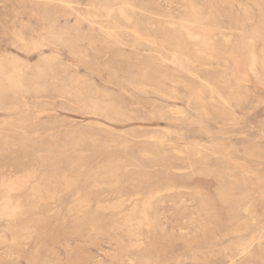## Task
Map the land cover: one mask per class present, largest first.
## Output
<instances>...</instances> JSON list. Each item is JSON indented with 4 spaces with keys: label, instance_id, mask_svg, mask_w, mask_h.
<instances>
[{
    "label": "rangeland",
    "instance_id": "1",
    "mask_svg": "<svg viewBox=\"0 0 264 264\" xmlns=\"http://www.w3.org/2000/svg\"><path fill=\"white\" fill-rule=\"evenodd\" d=\"M188 2L0 0V178L122 168L90 191L94 221L74 217L83 180L29 237L0 227V264H264V0ZM135 193L128 211L151 200L153 218L131 245L113 210Z\"/></svg>",
    "mask_w": 264,
    "mask_h": 264
},
{
    "label": "bare ground",
    "instance_id": "2",
    "mask_svg": "<svg viewBox=\"0 0 264 264\" xmlns=\"http://www.w3.org/2000/svg\"><path fill=\"white\" fill-rule=\"evenodd\" d=\"M187 2H188V0H187ZM49 5H51V4H49ZM196 8H199V6H195L193 8L195 10V16L196 17H200L199 15H201V14L198 11H196L197 10ZM242 10H243V8H242ZM120 14L124 18L125 21H129L128 15H126L124 12H122V10L120 11ZM175 14H176V11H175ZM171 18H173V17H171ZM165 23L168 24V26H169L168 29H169L173 25L174 22L169 23V22L166 21ZM193 23H195L194 20L188 19V20L184 21V24L182 25V27L184 28L183 31L185 32L186 38H188V40L191 41V42H196V41H192V40L196 39L198 41L199 40L198 38H199L200 34L198 33V28L193 26ZM129 24H127V25H129ZM157 26L159 27V25H157ZM165 26H166V24H165ZM171 29L174 30V27H171ZM126 31H128V30H126ZM214 37H213V39H214ZM139 39H140V37H139ZM226 42H228V41H226ZM224 49H226V48H224ZM262 52L264 53V50ZM99 53L101 54V52H99ZM250 57H251V59H250L251 65L250 66L253 68L254 66H256V62H257L256 55L254 53H252V55H250ZM53 71L54 70L52 69V67L50 65H46V67H42L41 69H39L37 74L35 73V74L31 75L30 76L31 91L35 92L36 94L44 92L46 90V88L44 87L43 83H45L46 80H48V78H50V76H52ZM252 72H250V73L252 74ZM254 73L255 72H253V75H254ZM173 92H175V91H173ZM103 96H104V94H103ZM110 107H112V105ZM113 108H115V107H113ZM104 110H106V109H104ZM119 110H121V109H119ZM91 142H93V141H91ZM197 157H199V156H197ZM257 159H258V157H257ZM0 168H2V166ZM19 169H21V170H19ZM124 169H125V167H124ZM12 170L14 172H16V173H19L20 175L19 176L6 177V178H4V177L0 178V221L3 222V224L0 227L3 228V231H6L9 234L10 238L13 241L17 242V241H19L20 239H22L25 236L29 237V235H31L32 232L34 231L35 226L37 225V223H39V224L46 223L50 212L53 211V205L59 199L60 192L65 191V190H72V189L76 188L83 180L85 181V183L83 185L85 186L84 189H86V190H85V193H82V194L78 190V195L79 196L77 198H80V199L79 200L77 199L78 201L76 202L75 206L72 205V207L74 206V213H75L74 217H75L76 220H83V219L91 220V221L96 220L99 216H87L86 215V213L88 212L89 208L91 207V199H90L91 198V193H90V191L92 189L98 188V187H99V189L101 187H106L108 189L113 188L114 186L116 187L117 178L119 177V174L122 171V168H120L119 165H117L116 162L113 161L110 164L108 163L106 166L98 167L96 170H90V171H92V177L91 178H90V175L87 174V172H86V166L85 165H83V166H81V167H79L77 169L76 168H72V170H71L72 173L71 174H69V175L66 174V175H64V176H62L60 178H56V177H53V176H48L47 174H45V175H43V176L38 178L37 177L38 168H36V167H33L32 169H25V170L22 169V168H16V169H12ZM212 172H214V171H212ZM90 179L93 180L92 181L93 183L91 185H88V182L90 181ZM229 182H231V181H229ZM171 191H172L171 188H165V189L159 191L157 194L150 195L147 198H152V200L154 198H162L158 202V203H161V202H163V198H169L171 196L170 195ZM140 196H141V193H135L134 195H130V194L121 195L120 198H122V197L123 198L120 200V202H118V204H117V202H115L117 205L114 206V210H113L116 213V215L118 216V218L120 217L121 220H122L121 223L119 224V227L116 226V229L120 228V229L124 230V232H126L127 237L131 241V245H134V242L132 241V238L135 237L134 236L135 227H137V225H139V224L142 227L141 222H147L148 225H149V223L151 222V219L153 218L152 217L153 214L151 212V210L153 209V205L151 203V200L147 201L146 203L144 202L143 207L141 206L142 209L138 208L139 206L138 207L135 206L133 209L128 211V208L134 202L133 201L134 198H139ZM239 199H241V198H239ZM241 200H243V199H241ZM135 202H136V200H135ZM241 203H242V201H241ZM227 204H228V202H227ZM239 204H240V202H239ZM242 204H240V205H242ZM167 205H168V202H167ZM69 206H71V205H69ZM228 206H230V205H228ZM96 208H97V206H96ZM99 209L100 210L104 209V206L99 204ZM105 211L106 210H104V212ZM197 212H196V214H197ZM34 217H36V219H38V220L34 221L33 220ZM167 218H168V216H167ZM115 225H117V224H115ZM189 225H191V224H189ZM198 226H197V228H198ZM204 228H206V226H204ZM120 229H119V231H121ZM111 230H113V229H111ZM22 233H23V235H21ZM137 239H139V238H137ZM139 242H140V240H139ZM245 247H246V245H245ZM134 248L136 249V247H134ZM128 261H131V260H128ZM144 262H146V261L144 260ZM132 263H134V262H131L130 264H132Z\"/></svg>",
    "mask_w": 264,
    "mask_h": 264
}]
</instances>
